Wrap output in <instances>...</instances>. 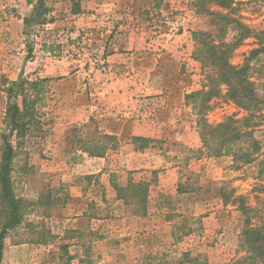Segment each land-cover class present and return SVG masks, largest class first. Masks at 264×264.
I'll use <instances>...</instances> for the list:
<instances>
[{
	"label": "rangeland",
	"instance_id": "obj_1",
	"mask_svg": "<svg viewBox=\"0 0 264 264\" xmlns=\"http://www.w3.org/2000/svg\"><path fill=\"white\" fill-rule=\"evenodd\" d=\"M4 1L0 2V135L6 130L7 108L14 102L9 100L6 92L8 82L19 71L25 72L22 69L23 52L38 50L37 46L47 42L53 47V57L69 56L77 61L72 66L75 71L84 75L91 63L100 71L106 66L104 59L108 53L104 51V41L109 36L110 40L114 39L115 34L109 32L113 31L114 20L121 18L116 15L112 20H107L105 13L103 19V13L98 15L94 10L100 9L93 0H76L81 8L79 14L73 13L72 1L47 0L50 13L44 18L45 23L30 24L20 30L12 28V18L29 17L32 13L27 11L28 8L22 10L18 7L21 2L6 6ZM104 2L108 4V1ZM110 2L119 5L116 0ZM216 2L164 0L161 9L157 10L148 8L150 3H140L139 0L120 1V12L127 14L123 17L124 24L121 21L123 32L120 35L125 46H128L120 51L128 57L143 53V80L136 83L139 89L146 85L145 80L150 74L162 73L158 66L168 64L171 67L167 71L177 76L185 75L184 83L189 91L187 96L207 91V74L202 63L206 48L202 46L211 41L233 42L234 38L244 33L241 26L248 29L249 36L242 38L240 45L232 52L233 65H244L253 50L264 47V0H229L227 6H220ZM210 12L227 17L221 19ZM196 33H202L198 39L204 42L203 45L198 43ZM63 44L65 49H60ZM36 57L32 54L31 57L27 56V60L33 61ZM53 59L52 63L56 61ZM249 64L251 80L264 99V56L255 57ZM48 66L51 67V64ZM41 68L48 70V67ZM24 78L36 80L31 75H24ZM78 78L67 85L59 83L57 77L45 81V95L37 107L38 123L31 126L28 136L16 146L12 180L17 199L23 200L24 218L22 225L6 238L3 264H77L72 258V253L78 250L74 248L75 244L86 255L85 264H100L98 254L106 252L105 257L110 258V250L129 248V242L122 236L118 225L111 235L115 239L109 241L101 240L99 235L81 238L70 229L72 216L65 211V207L71 196L76 194L74 186L78 187L76 192H80L93 185L96 176L92 172L102 168L101 161L88 159L83 150L98 147L93 141H98L101 132L97 130L98 124L105 119L102 116L109 111L117 113L104 106L105 99H101L96 102L95 118L88 121L86 115L79 112L80 105L75 107L80 103V99L74 97L76 89H84L87 83L84 77L78 75ZM127 79H116L119 80L116 88L134 89L135 81ZM175 80L166 83L179 84ZM222 90L221 96L210 101L205 95L194 99L186 97L188 111L184 121L191 123V132L186 139L188 144L182 143L173 148L181 156L179 161L183 162L182 173L187 178L185 187L202 190L204 194L199 195L198 201L204 203L195 205L187 200L188 204L178 207L174 201L169 202L165 210L167 213L155 218L153 223L154 230L160 236L158 241L152 243L154 250H158L157 255L149 258V255L142 253L139 254L141 257L133 260L138 253L132 251L128 257L121 253L115 262L106 264H232L243 255L239 248L242 213L238 206L224 204L221 193L217 189L214 191L210 182L219 188L227 186L228 190L234 189L235 196L248 197L252 206L264 212V191L261 192L263 188L259 187L264 186V174L259 175L264 166L257 162L241 164L234 157L209 156L202 143L200 120L203 118L209 125H217L228 118L242 119L246 115L225 97V88L222 87ZM86 99L82 97L81 102L85 103ZM119 104L121 108L122 105L125 107L122 102ZM146 107L152 108V105L144 103ZM112 108L117 110L118 106ZM257 130L255 135L262 142L261 154L264 158V125ZM101 142L111 148L110 169L118 168V151L125 146L104 139ZM148 149L160 152L162 146L160 143L149 144ZM94 152L99 153L100 149ZM163 177L164 174H160L158 180L163 181ZM175 177L168 181L170 186L176 181ZM105 178L100 174L96 179L101 184ZM128 178L120 177L119 185H127L130 182ZM214 193L215 198L211 197Z\"/></svg>",
	"mask_w": 264,
	"mask_h": 264
},
{
	"label": "crops",
	"instance_id": "obj_2",
	"mask_svg": "<svg viewBox=\"0 0 264 264\" xmlns=\"http://www.w3.org/2000/svg\"><path fill=\"white\" fill-rule=\"evenodd\" d=\"M2 1L0 0V2ZM104 1H108V4ZM110 1L112 0L92 1L100 9L97 10L95 8L96 13L98 15L101 12L103 13V19H105V13L107 20H112L113 16L116 15L121 17L119 20H114L113 31L109 32L115 34L114 39L110 40L109 36L104 41V51H108V53L104 59L106 66L102 67L100 71L92 67L93 63L86 64L90 69H86L88 71L84 75L82 72L75 71L72 68L77 62L74 58L72 59L69 56L53 57L52 45L44 42L41 46H37L38 50H29L27 53L23 52L21 54V57L24 58L22 69L25 72L19 71L14 78L9 80V82H15L21 76L24 77V75L36 77V80H47L57 77L59 83L67 85L71 84L74 79H79L78 75H80L84 77L83 79L87 83L84 89L78 87L74 95L75 98L80 99V103L78 102L75 106L78 108L80 105V108H78L79 112L84 114V116L86 115L85 117L88 121L95 118L96 102H100L101 99H105L104 106H109L108 109H114L117 112L114 114V112L107 110L109 112L102 116L105 119L98 124L99 128L97 130L101 131L99 132L100 135L116 137V143L120 144V146H125L118 151L119 162L116 161L118 168L110 169L111 159L109 152L111 150L102 157H92L87 153H83L90 160L101 161L102 168L92 172L96 176L93 185H88L80 192H76L78 187L74 186L73 190L76 194L71 196L72 199L68 201L65 207V211H69L72 216L70 229L82 234L84 238H88V235L91 234H97L101 236L103 241L113 240L115 238L111 235H113L114 227L118 225V228H121L122 236L129 242V248L110 250V258L105 257L106 252L98 254L97 258L100 264L115 262L116 257L121 253L122 256L128 257L132 251L138 253L133 257V260L141 257L139 254L141 255L142 253L149 255L147 256L149 258L152 255H157L158 250H154L152 246V243L160 238L159 232L155 231L153 227L155 218L163 216L169 202L172 203L174 201V205L178 207L188 204L187 200L191 204L198 205L200 202L198 201L199 195L204 194L202 190L194 191L185 187L184 181L187 178L184 177L185 173H182L183 168L181 165L183 162L179 161L181 156L178 155V152L173 151V148H177L175 145L188 144L186 139L189 138L188 136L191 132V123L188 120L184 121L188 111L185 100L189 94L184 83L185 75L177 76L167 71L171 67L168 64L161 65L162 67L156 65L158 70H163L162 73L150 74L145 80L147 81L146 85L143 86V89H139L136 83L143 80L141 69V63L144 61V58L141 57L143 53L132 55L131 57L121 53L120 49H123V47L127 49L128 47L127 45L125 46L122 35H120L123 32V17L127 16V14L120 12L121 0H116L119 4L117 6L115 2L111 3ZM139 1L140 3H150L148 8H154L156 2L155 0ZM4 2L6 6L14 2H21L18 7L22 8V10L28 8L27 11L30 13L33 11V5L29 4L27 0H5ZM97 2L100 4H97ZM82 13L85 12L83 11ZM92 16L96 18L93 14ZM26 17L28 16L23 15L20 19L12 18V22H10L12 28L17 27L22 30L26 27L24 23ZM69 48L71 49V47ZM60 49H65L64 44ZM30 54L37 55L36 59L33 61L27 60V56L29 57ZM51 58L56 59V61L52 63ZM47 63L51 64V67ZM41 67H48V70L45 69L43 71ZM118 78L134 80L135 88H128V90L116 88L119 80H115ZM173 79H176L175 81L177 82L179 81V84L175 85L176 83H173V85H170L166 83ZM84 96L87 99L85 103H82L81 99ZM121 102L125 104L124 108V105H122L123 110L119 104ZM144 103H149L152 108H144ZM115 106H118L117 110L112 108ZM134 138L149 139L151 140L150 144L160 143L162 150L160 152H153L152 149H146L142 152L136 151ZM188 167L190 168L191 165ZM100 174L106 176V180L102 181L101 184L96 179ZM160 174H164L163 181L158 180ZM177 174L178 177H175ZM127 176L130 177L128 179L133 183H144L148 186L144 205L137 201L126 202L117 197L111 178L113 177L114 183L119 184V178ZM172 177H175L176 181L174 180V184L172 182V186H170L171 184L168 181L173 180ZM210 183L214 191L219 188L214 182ZM215 196L214 193L211 197L215 198ZM76 245H74V248L78 250L72 253V258L77 264H85L86 255L80 252L79 245ZM132 245L133 247L131 248Z\"/></svg>",
	"mask_w": 264,
	"mask_h": 264
},
{
	"label": "trees",
	"instance_id": "obj_3",
	"mask_svg": "<svg viewBox=\"0 0 264 264\" xmlns=\"http://www.w3.org/2000/svg\"><path fill=\"white\" fill-rule=\"evenodd\" d=\"M69 1L74 2L73 13L79 14L81 11L79 2ZM155 1L154 8L161 9L164 0ZM27 2L33 5V11L29 17L24 19L26 27L30 24L34 26L44 24V18L50 13L46 4L47 0H27ZM216 3L220 6H227L229 0H217ZM210 14L221 19L227 17L217 12H210ZM241 27L244 33L234 38L231 43L211 41L203 45L204 42L198 39L202 33L195 34L198 43L206 48V57H203L204 62L202 63L207 74L208 86L207 91L187 97L194 99L205 95L210 101L221 96L224 92L222 87L225 88V97L243 110L246 115L242 119L228 118L217 125H209L202 118L199 122L202 143L209 151L210 157H234L241 164L257 162L260 166H264V158L261 154L262 142L260 137L255 135L257 129L264 125V99L259 95L256 84L251 80L249 73L251 69L249 62L257 56H264V47L253 50L244 65H233L232 52L240 45L242 38L249 36L248 29ZM45 81L47 80L31 81L21 76L18 81L8 82L6 89L9 100H14V102L7 108L6 130L0 135V264H3L7 236L22 225L24 218L23 200L17 199L12 180L16 146L28 136L31 126L38 123L36 122L37 107L45 95ZM102 139L112 141V144L117 141L116 137L99 134L98 141H93V144L98 147L100 145V148L96 146L94 150L84 149L83 152L92 157L105 155L111 148L102 143ZM150 143L149 139L134 138L136 151H145ZM98 149L100 152L95 153L94 151ZM263 174L264 169L259 171L260 176ZM112 178L111 183L119 199L126 202L137 201L144 205L148 192L146 184H136L130 181L127 185L120 186L114 183ZM259 187L264 189L262 185ZM228 189L226 186V188L217 190L221 193L224 204L238 206L243 222L239 244L240 253L243 255L232 264H264V212L261 208L252 206L248 197L235 196V190ZM263 189L260 191L263 192ZM77 234L84 237L80 233Z\"/></svg>",
	"mask_w": 264,
	"mask_h": 264
}]
</instances>
